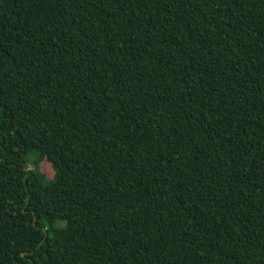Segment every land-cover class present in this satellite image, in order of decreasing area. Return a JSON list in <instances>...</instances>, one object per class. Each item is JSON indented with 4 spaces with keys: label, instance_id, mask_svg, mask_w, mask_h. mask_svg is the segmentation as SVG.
Here are the masks:
<instances>
[{
    "label": "trees",
    "instance_id": "16d2710c",
    "mask_svg": "<svg viewBox=\"0 0 264 264\" xmlns=\"http://www.w3.org/2000/svg\"><path fill=\"white\" fill-rule=\"evenodd\" d=\"M0 264H264V0H0Z\"/></svg>",
    "mask_w": 264,
    "mask_h": 264
},
{
    "label": "rangeland",
    "instance_id": "374dc122",
    "mask_svg": "<svg viewBox=\"0 0 264 264\" xmlns=\"http://www.w3.org/2000/svg\"><path fill=\"white\" fill-rule=\"evenodd\" d=\"M39 169L48 179H51L54 175L51 166L46 161L40 162Z\"/></svg>",
    "mask_w": 264,
    "mask_h": 264
},
{
    "label": "water",
    "instance_id": "95a60500",
    "mask_svg": "<svg viewBox=\"0 0 264 264\" xmlns=\"http://www.w3.org/2000/svg\"><path fill=\"white\" fill-rule=\"evenodd\" d=\"M23 256V255H22Z\"/></svg>",
    "mask_w": 264,
    "mask_h": 264
}]
</instances>
